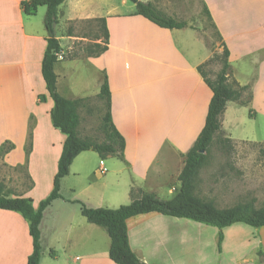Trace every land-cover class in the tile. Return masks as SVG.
Listing matches in <instances>:
<instances>
[{
    "label": "crops",
    "instance_id": "crops-1",
    "mask_svg": "<svg viewBox=\"0 0 264 264\" xmlns=\"http://www.w3.org/2000/svg\"><path fill=\"white\" fill-rule=\"evenodd\" d=\"M31 1L0 0V151L5 144L12 145L11 151L1 155L2 163L9 168L27 166L31 186L11 197L32 199L37 209L53 191L67 137L53 125L54 102L42 76L48 46L47 9L41 7L34 16L27 15L23 5ZM140 1L183 21L164 12L158 0ZM129 2L64 0L60 6L58 91L71 101H89L99 98L107 77L113 122L126 141V150L124 160H102L89 152L74 160L61 182L62 198L44 213L40 264H115L109 256L108 233L90 224L77 202L90 209L116 210L131 204L133 189L172 199L181 186L178 179L186 155L205 126L213 94L199 68L212 59L213 52L200 36V28L188 23L182 30L162 29L137 15L136 6ZM201 2L219 45L230 53L233 78L253 94L248 107L230 102L221 117L222 129L232 140L229 133L238 109L248 108L255 117L264 112V0ZM100 20L108 29L107 45L101 34H94L96 30L92 40L80 36L75 27L73 36L68 34L72 25L100 24ZM75 42L102 45L107 50L99 56L89 57L85 52L71 59ZM85 106L79 110L82 139ZM127 225L130 247L145 264H216L222 259L217 254L218 239L207 241L206 229L200 227L199 233L193 227L200 225L190 220L151 213L134 217ZM214 231L216 235L218 229ZM225 244L226 237L223 251ZM32 253L28 223L18 213L0 210V264H27ZM235 263L248 261L237 258Z\"/></svg>",
    "mask_w": 264,
    "mask_h": 264
},
{
    "label": "trees",
    "instance_id": "trees-1",
    "mask_svg": "<svg viewBox=\"0 0 264 264\" xmlns=\"http://www.w3.org/2000/svg\"><path fill=\"white\" fill-rule=\"evenodd\" d=\"M137 8V15L144 17L156 26L167 30H182L188 25L186 22L178 21L161 13L153 4L143 3L140 0H129ZM64 0H34L23 5L27 15L34 16L38 9L46 7L45 27L48 33V46L42 62V76L46 83L47 92L54 102L51 113L55 128L66 135V142L58 164V172L54 180V188L50 196L39 204L36 209L34 201L29 198H12L4 194V187L0 185V210L20 214L29 225L30 235L33 240V253L28 258L27 264H40L42 260V236L41 224L46 210L57 200L62 198L61 182L70 173L74 160L85 152H95L102 160L118 158L124 160L126 141L116 129L112 117L111 91L109 80L106 77L101 88L99 99L105 103L106 113L102 118L101 131L103 140L101 142L90 139H82L79 136L80 125L79 110L88 100L71 101L58 91V77L55 66L62 54L61 41L56 37V28L60 24L59 9ZM209 20V12L204 9ZM100 23L101 35L107 45L109 33L104 20ZM73 27L69 28V36H73ZM98 37V36H97ZM224 47V45H223ZM107 50L102 45H93L85 49L87 55L99 56ZM230 53L224 47L222 57V69L215 79H209L204 72L205 66L199 68L206 85L212 91V99L208 108L205 126L200 133L194 147L186 155L185 167L179 176L181 186L176 195L170 200H162L156 194L147 193L141 189L131 191L132 202L130 205L122 206L116 210L90 209L83 203L81 213L90 224L104 228L108 233L111 246L109 256L115 264H145L132 251L128 236V220L158 213L163 216L190 220L219 230L218 251H222L224 242V230L234 225L242 224L255 229L264 228V206L256 208L253 202L240 203L230 208L220 209L213 201L201 197L197 188L201 171L209 163L210 150L218 138V143H224V148H232L234 141L228 138L221 125V117L226 111L228 103L235 102L241 106L248 107L252 103L253 94L249 87H241L233 78V70L229 63ZM78 58L72 56L71 59ZM42 102L46 97H40ZM13 149L12 145L5 144L1 151L7 153ZM264 154V147L261 149ZM31 151L27 150V154ZM26 167V166H25Z\"/></svg>",
    "mask_w": 264,
    "mask_h": 264
},
{
    "label": "rangeland",
    "instance_id": "rangeland-1",
    "mask_svg": "<svg viewBox=\"0 0 264 264\" xmlns=\"http://www.w3.org/2000/svg\"><path fill=\"white\" fill-rule=\"evenodd\" d=\"M129 5H132L131 2ZM158 5L164 12L182 17L180 20L186 22L187 25L192 23L200 28V36L213 52L212 58L216 57L205 66L204 72L209 79H215L222 69L221 59L224 48L219 45V36L208 21L201 0H158ZM205 19L207 21L204 27H201V23ZM99 26L100 24L97 23L72 25L80 36H87L90 40L93 39V31L96 30L94 32L96 36L101 34ZM89 45L92 44L75 42L74 50L68 57L84 56L86 54L84 49ZM91 82H89L90 87H94ZM85 105L88 108L81 111L83 129L81 136L84 139L101 142L104 138L101 122L106 113L105 103L99 98H93L83 106ZM250 114L251 111L248 108L238 109L236 120L230 128L229 134L232 135V138L242 143H234L232 148L226 149L224 143H218V138H215V143L210 150L209 163L201 171L197 192L201 197L213 201L220 209L249 202H253L256 208L264 206V154L261 150L264 147V112L256 117ZM224 133L226 134L225 131ZM228 138L230 137L228 136ZM3 153L0 151V185L4 187L5 195H21L31 186L27 166L9 168L1 161ZM89 155L95 156L96 153L90 151ZM191 222L193 223V221ZM195 224L200 225L193 227L199 230V233L200 227L206 229L203 234L207 241L212 240L213 237L214 241L218 239L219 230L214 235V229L217 228L196 222ZM223 232L226 244L224 251L222 249L221 252H217V254H222V259L218 260L216 264H236L237 258H245L248 261L246 264H264V228L255 229L238 224Z\"/></svg>",
    "mask_w": 264,
    "mask_h": 264
}]
</instances>
